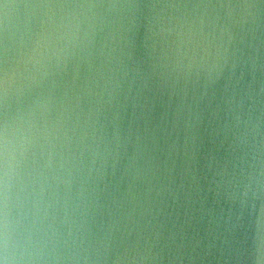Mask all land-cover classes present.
Returning a JSON list of instances; mask_svg holds the SVG:
<instances>
[{"label":"clouds","instance_id":"9594fccd","mask_svg":"<svg viewBox=\"0 0 264 264\" xmlns=\"http://www.w3.org/2000/svg\"><path fill=\"white\" fill-rule=\"evenodd\" d=\"M0 264H264V0H0Z\"/></svg>","mask_w":264,"mask_h":264}]
</instances>
